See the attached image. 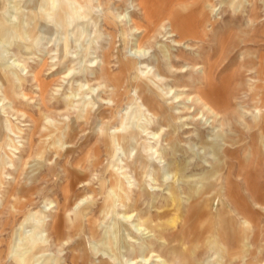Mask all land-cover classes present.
<instances>
[{"label":"rangeland","instance_id":"obj_1","mask_svg":"<svg viewBox=\"0 0 264 264\" xmlns=\"http://www.w3.org/2000/svg\"><path fill=\"white\" fill-rule=\"evenodd\" d=\"M166 1L169 0H161L159 3L149 0L148 6L162 14ZM71 2H75L73 5L78 8V14L86 19H76L74 25L67 22L59 31L57 27H53V32H50L51 26L48 25L42 30L41 44L32 52L14 46L15 40L11 36H7L4 41L0 40V58L9 64L4 71L14 83L9 93H6L0 81V116L5 135V141L0 148V164L3 158L6 161V164L2 165L5 171L0 189V264H17L8 256L9 246L14 230L20 229V225L30 214H36L39 210L53 213L59 204L63 210H70V202L67 205L64 190L69 180L76 179L82 182L77 194L87 195L83 204L84 211L82 206V209L74 206L66 215L78 220V214L82 211L84 230L81 234L75 233V229H70L71 222L68 218L62 244H57L51 232L47 231L45 237L49 238L48 254L70 264L73 251L82 253L85 246L90 250V260L87 264H99L101 259H107L106 256L93 255L87 217L91 216L92 212L97 213L111 193L107 190L101 195L100 185L110 180L112 170L117 171L126 183L124 174L135 186L136 180L142 181L129 168L119 148V160L112 163L113 158L105 151L104 140L107 136L119 134L121 119H125L132 112L131 100L141 103L136 86L145 73L156 78L158 82L165 78L159 82L167 100L165 106L173 107L170 112L178 120H173L171 130L159 124L156 118L143 108L142 111L147 117L141 116L137 127L140 131V152L143 153L147 142L156 146V142L151 139L155 133L159 135L161 145L168 149L166 154L156 157L158 160L164 158L162 160L169 167L170 174L175 176L180 169L187 166L184 173L180 174V180L187 181L185 183L188 185L182 181L177 184L171 179L153 198L149 199L144 195L139 203L141 209L158 223L163 224L174 218L175 207L168 191V187L172 185L178 189L184 206L183 211L187 214L189 206L186 196L190 192V186L196 185L203 170H207L206 167L209 166L199 154L209 163L214 162L211 155V144L217 142L214 135L227 134L229 139L234 140L236 136L246 134L250 139L252 134L263 128L264 106L261 109L259 107L264 100V0H246L244 8L239 6L234 9L233 6L238 4V0L177 2L190 5L188 11L194 20L205 5L210 4L214 27L205 40H202L201 32L182 39L179 33H172L173 25L168 19L154 17L152 21L148 20L144 16L140 0H87L82 3L81 10V4L75 0ZM26 5H31L28 0H0V19L4 18L5 11L7 17H14L11 18L13 22L24 19V14L29 11ZM110 12L118 25L116 28L105 22ZM131 17L139 26L154 29L151 40L143 46L147 51V58L143 61L137 60L134 70L124 71L122 68H127L129 58L135 53L136 40L141 36L132 28ZM94 18L98 20L96 26ZM170 34L174 35L173 38ZM20 39L22 40V37ZM64 43L67 46L63 51L61 45ZM161 44L170 48V54L166 53V57L160 49ZM158 58L162 59L163 68L159 78L156 77L159 74ZM260 60L263 64L261 70L256 65ZM15 62L19 63L17 68ZM203 68L212 71L213 86L223 97L224 103L220 102L222 107L216 109L218 113L221 112L219 116L208 113L198 101L199 90L209 93V88L204 86ZM110 74L117 79V84L109 79ZM217 103L220 106L218 101ZM222 120L225 121V127L221 125ZM54 124L65 125L64 127L70 125L76 129L74 140H68L60 153L52 150L49 144L50 137H55V132H51ZM147 125L150 129L145 132L143 127ZM198 135H201L203 140L206 139L204 143L199 141ZM172 142L179 144L175 152L170 147ZM229 147L232 148L231 145ZM41 150L44 154L42 166H39L37 153ZM243 154L238 155L244 156ZM182 161L185 164L181 163ZM172 164L176 166L173 168ZM70 174L73 175L71 178ZM259 176V183L262 185L264 172ZM150 178H153L152 172L145 182L155 183ZM89 186L97 189V197L94 198L92 191L88 189ZM132 189L135 192L138 190L137 187ZM240 203L249 216L254 215L251 205L246 203L244 198L240 199ZM116 206L120 214L125 212L118 202ZM133 210V207L126 209L130 213ZM104 217H107L106 213ZM115 218L120 221V218L115 216L108 217L101 226L100 236L105 228V236L113 235ZM195 218L194 215L193 221ZM47 221H50V218ZM130 228L134 231L131 226ZM194 232L195 230L186 236L179 234L178 237L169 235L168 232L165 235L169 239L173 238L176 246L181 242L189 246L196 242ZM74 233L75 236L70 240V235ZM151 237V234L148 235V240L153 239ZM81 240H84V244ZM126 241L132 245L141 243L135 242L131 237ZM161 243L163 242H157L156 245ZM183 249L185 250V247ZM119 252L124 254L122 263L113 258L112 264H126L127 260L134 256L133 253H126L124 249L119 248ZM181 255L185 263H197L196 256L190 258L185 253ZM202 257L199 264H213V259L208 255L199 256L198 259L201 260ZM153 260L156 259L150 258L149 262ZM260 264H264V258Z\"/></svg>","mask_w":264,"mask_h":264},{"label":"bare ground","instance_id":"obj_2","mask_svg":"<svg viewBox=\"0 0 264 264\" xmlns=\"http://www.w3.org/2000/svg\"><path fill=\"white\" fill-rule=\"evenodd\" d=\"M71 1L72 0H65L63 3V1L60 0H28L31 5L28 7L26 5V8H28L29 11L24 14V19L16 22L12 21L11 18L13 16L11 17L10 15L7 17L5 11L4 18L0 19V40L4 41L7 36H11L12 39L15 40L14 46L22 47L32 52L34 48L41 44V38H43L42 30L48 25L51 26L50 32L53 27H57L59 31V29L62 30L64 28L67 22H71L72 25H74L80 18L86 19L85 16L83 17L78 14V8L73 5L75 2L72 3ZM75 1L81 4L79 7L81 10L83 9L82 3H85L87 0ZM148 1L149 0H140V4L145 12L144 16L148 20L152 21L154 17H159L161 20L168 19L173 25L174 32L172 33H179L182 39L191 36V34L196 35L198 32H201L202 40L210 36L214 27L212 23L213 11L210 4L205 5L202 12H199L196 20H194L188 11L190 5L177 3H183L187 0L166 1L162 14H158L156 9L149 7ZM156 1L159 3L161 0ZM238 1V4H235L233 9L239 6L241 8L245 7L244 2L246 0ZM161 6L162 5H160V7ZM111 16L112 12L105 18L106 24L115 28L118 27L114 17ZM130 19L133 26L132 28L139 32L141 36L136 40L135 53L129 58L127 68H122L124 71L134 70L137 65V60L143 61L147 58V51L143 46L146 42L151 40V34L154 29H145L139 26L134 21L133 17ZM94 21L96 26V22L98 21L97 18H94ZM173 36V34H170L171 38H173ZM21 37L22 40L20 39ZM66 46L67 44L64 43V45H61V49L63 51L66 50ZM237 46L238 44L236 47ZM160 49L164 57H166V53L170 54V48L168 46L161 44ZM157 60V72H159V74H157L156 77L159 78L162 76V59L158 58ZM170 64L173 66L172 62H170ZM263 64L261 60L260 62H256L259 70L262 69ZM15 66L17 68L19 63L15 62ZM8 67L9 64L7 61L0 58V81L6 93H9V90L14 84L12 78L4 71ZM150 71H152V68ZM202 74L204 76L203 81H205L204 86L209 88V93L199 90L197 92L198 101L208 113L219 116L221 112L218 113L216 109L222 107L220 102L224 103L223 97L219 95V92L213 86L212 71L203 68ZM109 79L113 81L114 84H117V79L112 74L109 75ZM155 79L156 78L148 75V73L142 75L141 82L136 86V93L141 103L134 102V99H132V112L125 119H121V124L118 128L119 134L113 137L107 136L104 140L105 151L113 158L112 163L119 160V156H117L119 148L123 152L129 168L132 169L142 181L136 180L135 186L130 178L124 174L125 179H127L126 183L117 171L112 170L110 180L108 182H102L100 185L101 195L105 194L107 190H110L111 193L104 200V204L100 210L97 213L92 212L91 216L87 217L93 255L106 256L107 259H101L99 264H112L111 260L113 258L120 263L124 254L123 252H119V248L122 250L124 249L126 253L134 254V256H131L130 260H127L126 264H187V262L185 263L183 261L182 253H185L190 258L196 256V264L201 263L203 257L200 258L201 260L198 258L202 255H208L213 259V264H260L264 258V184L261 185L259 183V178L261 177L259 175H262L264 172V124L263 128H261L262 130L252 134L250 139H248L246 134L238 135L234 140L233 138L229 139L227 134L214 135L215 139H217L216 143L211 144V155L214 157V162L209 163L199 154L200 158L205 161L206 165L209 164V166L206 167L208 168L207 170H203L196 185L190 186V192L186 196V203L189 206L187 214L183 211L184 206L182 205L178 189L173 185L169 186L172 181L168 185V191L175 207L174 218L163 224L158 223L154 218L148 215L149 213L141 209L139 203L144 195L148 196L149 199L153 198L155 193L162 190L169 180L173 179L177 184L179 181H182V183L187 182L182 179L180 180V174L184 173L183 171L186 170L187 166H184L180 170L177 168L179 172L176 173L175 176H172L170 171H168L169 167L165 164V161L162 160L164 158L157 159L156 155L166 154L168 151V149L163 147L159 142L160 139L158 134L154 133L151 138L156 142L155 145L157 148L147 142L143 153L140 152V131L137 127L140 117H147L146 113L142 111L143 108H145L149 114L153 115L159 124L171 130H173V120H178L170 112L173 110V107L169 105V108H166L165 106L167 100L164 96V92L161 91L162 85L159 83L165 78L162 80L160 79L159 82ZM221 83H223V81ZM217 101L220 106H218ZM260 106V109L264 106V100L261 101ZM2 122L0 116V148L5 141ZM221 125L225 127V121L222 120ZM64 126L54 124L51 127V129L53 128L51 132H55V137H50L49 144L50 148L55 150L56 153L62 152L68 140L71 139L72 141L76 136V129L74 127L70 125ZM143 128L145 132L150 129L148 125ZM201 135H198L199 141L204 143L206 139L203 140L204 138L202 139ZM229 144L232 148L234 147V149L229 147ZM203 145L201 144V146ZM170 147L175 152L179 148V144L177 142H172ZM241 153H244V156L238 155ZM43 154L42 150L37 153V164L39 166H42ZM235 154H237V156H234ZM170 160L172 161V159ZM181 163L184 162L182 161ZM5 164L6 161L3 158L0 164V189L3 185L5 171V167H2V165ZM111 166L110 168H113ZM175 166L176 165H173V168ZM150 172L153 173V178L150 179L155 183L147 184L145 180ZM172 173L174 174V172ZM72 176L73 175L70 174L69 177L71 178ZM80 183L82 182L78 181V179H76V181L69 180L65 187L64 194L67 205L70 202V210L72 207L76 206L81 209L83 207L84 211L83 204L87 195L77 194ZM172 184L174 183L172 182ZM185 184L188 185V183ZM132 187H137V192H135ZM88 189L92 191L94 198L98 196L97 189L94 188V186H89ZM180 189L182 190V188ZM166 197L169 198L168 196ZM241 198H244L246 203L251 205L254 215L249 216L244 211L241 205L242 203H240ZM116 202L125 209L123 210V212L125 211L124 213L120 214ZM87 203L88 200L85 205ZM128 207L134 208L132 213L126 211ZM69 211L67 208L63 210L59 204L55 211L56 214L55 212L52 213L45 210H39L36 214H30L22 222L20 229L14 230L13 232V240L9 246L8 253V256L12 257V261L17 264H68L63 259L48 254L49 246H47V242L49 238L45 237V234L47 231H50L55 242L57 244H62L65 240L64 235L66 234L64 232L65 222L69 218L66 214H68ZM81 212L82 211L78 214V220L72 217L69 218L71 222L70 229H75V233L78 234H81L84 230V218L81 216ZM105 213L107 217H104ZM194 215L196 216L195 221H193ZM109 216L120 218V221L115 218L112 227V236H105L106 228L103 235L100 236L99 231H101V226L105 224ZM48 218H50V221H47ZM162 218L163 217H161V219ZM193 230H195L194 238L196 240H194L196 242L189 246L182 242L176 246L175 240L173 238L169 239L165 235V233L168 232L169 235L175 237H178L179 234L186 236ZM75 233L70 235V240L75 236ZM136 234H138V236ZM150 234L153 239L148 240L147 237ZM145 236L147 237L144 238ZM128 237H131L135 242L140 241L141 243L132 245L130 242L126 241ZM178 240L179 239H177V241ZM161 241L163 243L156 245L157 242L159 244ZM81 242L84 244V240H81ZM183 247H185V250ZM89 251V248L87 249L85 246H83L82 253L73 251V255L70 257V264H87L88 260H90ZM150 258L156 260L150 263Z\"/></svg>","mask_w":264,"mask_h":264}]
</instances>
